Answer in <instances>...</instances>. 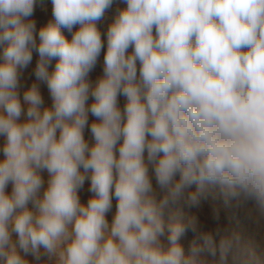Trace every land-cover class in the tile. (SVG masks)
Segmentation results:
<instances>
[{
	"label": "clouds",
	"instance_id": "clouds-1",
	"mask_svg": "<svg viewBox=\"0 0 264 264\" xmlns=\"http://www.w3.org/2000/svg\"><path fill=\"white\" fill-rule=\"evenodd\" d=\"M123 2L93 84L113 0H51L39 30L36 0H0V264H264L235 232L198 233L188 254L183 225L160 240L163 210L193 185V204L213 185L264 210V0ZM34 52L50 107L35 83L21 99Z\"/></svg>",
	"mask_w": 264,
	"mask_h": 264
},
{
	"label": "rangeland",
	"instance_id": "rangeland-1",
	"mask_svg": "<svg viewBox=\"0 0 264 264\" xmlns=\"http://www.w3.org/2000/svg\"><path fill=\"white\" fill-rule=\"evenodd\" d=\"M126 7L123 0H113V4L110 9L105 13L104 18L98 22L97 27L99 28L104 41V50H102L100 57L98 58L95 68L90 72L89 79L95 84V82L103 75V62L104 52L106 51V33L109 25L113 21L115 15L119 10ZM36 22L37 30L48 22L53 20L52 16V3L51 0H36L34 7L33 16L31 17ZM78 28V26H76ZM75 30V29H74ZM64 35L67 38H71L70 34L63 30ZM131 51V49H129ZM38 55L34 52L31 64L22 70L20 78V94L21 99L23 92L30 88L34 83L38 85L41 96L44 101L45 107H50L52 100L46 84L37 81L34 70L37 64ZM57 59H53L49 66V72L54 71ZM93 101L89 98L88 103L91 104ZM126 97L123 95L118 96V106L123 111L126 105ZM94 117L89 114V125L94 121ZM85 139L91 146L94 144L92 134L88 129L84 132ZM4 143V138L0 137V147ZM122 143V141H121ZM118 155V153H117ZM0 159H3V154L0 152ZM145 159H147V153H145ZM149 175L152 181L154 193L157 200L163 198L166 194L162 191L156 183L152 167L149 165ZM41 176L45 181V188L47 187V180L49 176L47 172H42ZM179 179V176L176 177ZM90 181L86 180L82 189L79 190V197L82 203H87L88 199L93 195L89 191ZM11 184H9L6 191L11 193ZM43 191V190H42ZM196 191V186L193 185L190 188H186L183 194L175 201L169 202L167 207L163 210V220L165 224V234L160 237L161 243L164 246H168V225L173 223H179L184 226V232L179 237L178 243L183 247L185 254L190 252L193 242H199L197 240L198 233L210 232L216 236L219 240V236L216 233L219 231L221 234L238 233L241 241L252 249L256 254L264 256V210L257 207L254 200L248 198H233L226 197L218 186L208 185L205 188L204 193L199 197L197 203L193 204L189 200V196L192 192ZM117 201L115 198L112 200V209L107 213L106 218L111 223L114 214L116 212ZM195 219L197 224V230L193 231L189 226V221ZM15 239V234H13ZM208 261H212L211 256H207ZM29 261L32 257H27ZM231 264V260H230Z\"/></svg>",
	"mask_w": 264,
	"mask_h": 264
}]
</instances>
